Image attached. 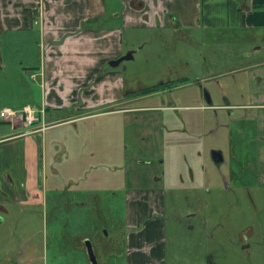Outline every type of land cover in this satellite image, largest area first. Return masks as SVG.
I'll return each instance as SVG.
<instances>
[{
  "label": "rangeland",
  "instance_id": "1",
  "mask_svg": "<svg viewBox=\"0 0 264 264\" xmlns=\"http://www.w3.org/2000/svg\"><path fill=\"white\" fill-rule=\"evenodd\" d=\"M106 3L122 6L121 0ZM88 24L117 28L121 55L134 50L131 59L99 71L120 72L126 90L136 82L156 84L170 72L187 77L159 96L102 104L95 109L100 114L77 123L61 122L71 110L52 109L56 122L43 132V201L0 208V264H89L85 239L100 263H120L114 253L121 254L127 235V188L140 172L138 162L160 166L158 174L165 166L163 205L154 206L161 215L152 216L165 223L166 264H264L256 119L235 107L248 99L246 65L264 60V28L182 33L168 23L124 26L111 14L82 28ZM39 35L37 20L0 33V108L41 103ZM162 104L176 106L163 111L171 123L159 125L165 143L143 114L121 110ZM16 132L0 118V137ZM134 141L144 154H133ZM214 149L224 155L219 165L210 155Z\"/></svg>",
  "mask_w": 264,
  "mask_h": 264
},
{
  "label": "crops",
  "instance_id": "2",
  "mask_svg": "<svg viewBox=\"0 0 264 264\" xmlns=\"http://www.w3.org/2000/svg\"><path fill=\"white\" fill-rule=\"evenodd\" d=\"M121 5L120 9L111 4L108 7L106 0H0V33L28 29L32 20L39 22V47L43 55L36 69L40 76L42 101L37 107H44L43 123L46 124L43 130L21 133L25 128L19 118L15 121L2 119L18 132L0 137L1 210H6L5 205L9 203H42L43 132L56 122L52 109L71 110L61 122L77 123L87 116L100 114L95 109L102 104H126L155 95H132L131 88L129 91L125 89L120 72H99L106 65L110 66L109 60L121 55L120 32L117 28L99 30L90 24L82 28L83 23L111 14L119 17L124 26L164 27L168 23L182 33L199 29L239 31L264 28V0H121ZM246 67L249 68L246 75L250 84L248 99L235 107L255 116L256 177L258 185L264 186V60H255ZM31 75H34L31 76L33 79L36 77L35 73ZM186 77H173L170 72L162 79L174 83ZM23 104L15 109L19 110ZM175 107L162 104L121 110L126 115L143 114L150 130L156 129L159 141L165 143L164 131L159 125L169 128L167 124L171 123L167 118L164 120L163 111ZM139 140L143 145L147 144L145 136ZM129 144L125 145L126 149L130 148ZM133 146V154L145 153L135 141ZM63 151L65 153L64 147ZM222 157L224 160L223 153ZM184 161L188 163L185 158ZM137 165L140 172L127 188V235L123 239L121 254L114 253L116 258L121 257L120 263L115 258L102 259L100 263L93 249L96 264H166L165 223L160 217L152 216L154 213L161 215L154 206L163 205L165 166L158 174L160 166L154 168L142 162ZM180 178H183L182 173ZM192 178L191 175L189 179ZM82 238L78 237V247Z\"/></svg>",
  "mask_w": 264,
  "mask_h": 264
},
{
  "label": "built area",
  "instance_id": "3",
  "mask_svg": "<svg viewBox=\"0 0 264 264\" xmlns=\"http://www.w3.org/2000/svg\"><path fill=\"white\" fill-rule=\"evenodd\" d=\"M44 114V107L33 106L29 103L23 104L19 110L7 106L0 108V118L10 119L11 121L19 118L25 128L21 133H32L45 129Z\"/></svg>",
  "mask_w": 264,
  "mask_h": 264
},
{
  "label": "water",
  "instance_id": "4",
  "mask_svg": "<svg viewBox=\"0 0 264 264\" xmlns=\"http://www.w3.org/2000/svg\"><path fill=\"white\" fill-rule=\"evenodd\" d=\"M132 54H133V50H127L124 54L120 55L119 57L115 58V59H111L108 61V64L111 66V67H115L117 66L121 61L123 60H127V59H131L132 58ZM206 100V103L207 104H210V99H207L205 98ZM211 156H212V159L215 161V162H220L222 161V153L220 150L218 149H214V150H211ZM217 160V161H216ZM84 244L86 246V250H87V256H88V259L90 261L91 264H96V256L94 254V251H93V248H92V245L90 243V241L88 239H85L84 240Z\"/></svg>",
  "mask_w": 264,
  "mask_h": 264
},
{
  "label": "flooded vegetation",
  "instance_id": "5",
  "mask_svg": "<svg viewBox=\"0 0 264 264\" xmlns=\"http://www.w3.org/2000/svg\"><path fill=\"white\" fill-rule=\"evenodd\" d=\"M173 81L172 80H163V79H160L159 80V82H157L156 84H151V85H148V86H142L139 82H136V83H138V84H136V87L134 88V87H132L131 88V90L130 89H127V91H131V94L133 95H137V94H155V95H157L158 94V92H160V93H162L163 92V90H165L166 91V89H168V90H170V89H172L173 87H175V84L174 83H172ZM150 87H153L154 88V90H152V91H148V92H144V93H141V91L142 90H145V89H148V88H150ZM205 95V98H207V99H210L209 98V96H208V94H204ZM206 101V100H205ZM210 104H205V106L204 107H208ZM211 155V154H210ZM211 158H212V156H211ZM214 161V160H213ZM217 161V160H216ZM224 160H223V157H222V161H220V162H215L217 165H219V164H221L222 162H223Z\"/></svg>",
  "mask_w": 264,
  "mask_h": 264
},
{
  "label": "trees",
  "instance_id": "6",
  "mask_svg": "<svg viewBox=\"0 0 264 264\" xmlns=\"http://www.w3.org/2000/svg\"><path fill=\"white\" fill-rule=\"evenodd\" d=\"M33 17H35L34 14H33ZM184 79H185V78L178 79L177 82L175 81L174 83L177 84L178 82H181V81H183ZM152 90H154V88H153V87H150V88H148V89L142 90L141 93L148 92V91H152Z\"/></svg>",
  "mask_w": 264,
  "mask_h": 264
}]
</instances>
